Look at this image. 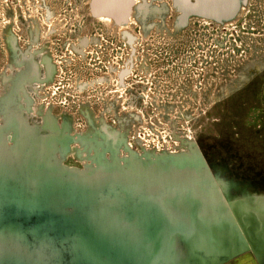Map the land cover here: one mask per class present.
Masks as SVG:
<instances>
[{
	"label": "rangeland",
	"instance_id": "374dc122",
	"mask_svg": "<svg viewBox=\"0 0 264 264\" xmlns=\"http://www.w3.org/2000/svg\"><path fill=\"white\" fill-rule=\"evenodd\" d=\"M206 21L172 0L120 21L91 0H0V139L52 135L50 160L79 174H208L229 201L264 196V0Z\"/></svg>",
	"mask_w": 264,
	"mask_h": 264
},
{
	"label": "water",
	"instance_id": "95a60500",
	"mask_svg": "<svg viewBox=\"0 0 264 264\" xmlns=\"http://www.w3.org/2000/svg\"><path fill=\"white\" fill-rule=\"evenodd\" d=\"M91 1L114 19L132 5ZM172 1L183 16L218 22L240 7ZM53 137L14 126L5 145L2 138L0 264H224L249 252L264 259V196L229 201L208 174L158 178L120 166L79 174L50 160Z\"/></svg>",
	"mask_w": 264,
	"mask_h": 264
},
{
	"label": "flooded vegetation",
	"instance_id": "af4514ba",
	"mask_svg": "<svg viewBox=\"0 0 264 264\" xmlns=\"http://www.w3.org/2000/svg\"><path fill=\"white\" fill-rule=\"evenodd\" d=\"M132 4H134V1H132ZM92 5L95 7L94 2H93ZM92 11H93V10H92ZM93 14L96 15V16H100V17L105 16V17H109V18H111V19H114V18H112V17H110V16L97 14V12H96L95 10H94V13H93ZM190 16H191V15H190ZM192 17L197 18V19H201V20H207V21H210L212 24H215V25H217V26H219V24L221 23V22H218V21H216V20L209 19V18H204V17H199V16H192ZM115 20H119V21H120V19H115ZM207 21H206L205 24H207ZM210 22H209V23H210ZM207 25H208V24H207ZM123 84L125 85V88H126V89H128V88L131 89L130 92H132V91H137V90H139V89H137V87H140L139 85H136V86L133 85V83H130L129 81H127L126 83L123 82ZM137 84H139V82H138ZM128 94H129V91H127L126 96H127ZM137 98H138V96H136V99H137ZM0 144H2V138L0 139ZM12 144H13V143H12ZM6 145H7V146H10V145H11V142H8Z\"/></svg>",
	"mask_w": 264,
	"mask_h": 264
},
{
	"label": "crops",
	"instance_id": "0c3cea01",
	"mask_svg": "<svg viewBox=\"0 0 264 264\" xmlns=\"http://www.w3.org/2000/svg\"><path fill=\"white\" fill-rule=\"evenodd\" d=\"M247 253L244 254H240L236 257H233L230 261L224 263V264H255V262H260L259 259H257L256 257H254V255L250 254V255H245ZM252 255V256H251Z\"/></svg>",
	"mask_w": 264,
	"mask_h": 264
},
{
	"label": "bare ground",
	"instance_id": "6f19581e",
	"mask_svg": "<svg viewBox=\"0 0 264 264\" xmlns=\"http://www.w3.org/2000/svg\"><path fill=\"white\" fill-rule=\"evenodd\" d=\"M132 1H134V0H132ZM92 3H93V1H91V8H93L92 10L94 11V6L92 5ZM96 11V10H95ZM106 16H108V15H106ZM103 17H105V16H103ZM106 18H109V17H106ZM126 18V17H125ZM121 20V19H120Z\"/></svg>",
	"mask_w": 264,
	"mask_h": 264
}]
</instances>
